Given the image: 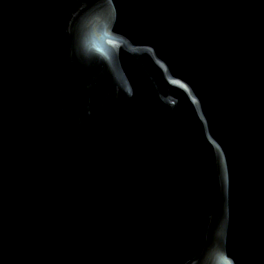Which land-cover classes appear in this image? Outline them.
I'll use <instances>...</instances> for the list:
<instances>
[{
  "label": "water",
  "instance_id": "water-1",
  "mask_svg": "<svg viewBox=\"0 0 264 264\" xmlns=\"http://www.w3.org/2000/svg\"><path fill=\"white\" fill-rule=\"evenodd\" d=\"M0 264H264V0H0Z\"/></svg>",
  "mask_w": 264,
  "mask_h": 264
}]
</instances>
